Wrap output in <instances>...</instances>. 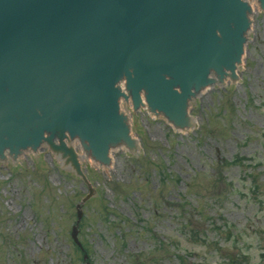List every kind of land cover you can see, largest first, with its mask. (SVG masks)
<instances>
[{
  "label": "rangeland",
  "instance_id": "obj_1",
  "mask_svg": "<svg viewBox=\"0 0 264 264\" xmlns=\"http://www.w3.org/2000/svg\"><path fill=\"white\" fill-rule=\"evenodd\" d=\"M236 83L204 89L177 131L142 108L138 156L112 151L95 188L57 171L48 147L0 165V264H264V6L251 12Z\"/></svg>",
  "mask_w": 264,
  "mask_h": 264
},
{
  "label": "water",
  "instance_id": "obj_2",
  "mask_svg": "<svg viewBox=\"0 0 264 264\" xmlns=\"http://www.w3.org/2000/svg\"><path fill=\"white\" fill-rule=\"evenodd\" d=\"M249 2L262 11L264 0H0V165L40 145L57 171L79 176L80 245L81 204L95 192L80 165L107 170L119 148L138 156L130 121L142 108L192 130L189 102L236 83Z\"/></svg>",
  "mask_w": 264,
  "mask_h": 264
},
{
  "label": "bare ground",
  "instance_id": "obj_3",
  "mask_svg": "<svg viewBox=\"0 0 264 264\" xmlns=\"http://www.w3.org/2000/svg\"><path fill=\"white\" fill-rule=\"evenodd\" d=\"M249 9H250V16H251V12H253L254 9H255V5H254L253 2H249ZM250 21H251V17H250ZM244 56H245V55H244ZM243 62H244V58H243ZM243 62H242V64H243ZM241 66H242V65H241ZM224 80H225V79H223V81H224ZM205 89H206V88H205ZM203 90H204V89H203ZM189 104H190V102H189ZM189 104H188V105H189ZM184 114H189V120H194V119L192 118V116L190 115V112H189L188 106H187V108H186ZM130 126H131V121H130ZM185 130H186V129H185ZM130 137H135V136L133 135L132 131H131V128H130ZM135 139H136V138H135ZM136 143H137V140H136ZM120 149H122V148H120ZM111 153H112V151L109 152V153H107V156H108V159H109V160H110Z\"/></svg>",
  "mask_w": 264,
  "mask_h": 264
}]
</instances>
